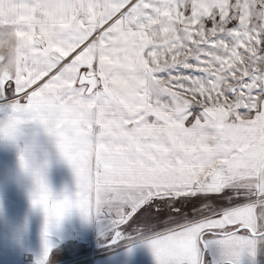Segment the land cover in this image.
I'll use <instances>...</instances> for the list:
<instances>
[{
    "label": "snow or ice",
    "instance_id": "6c2138e0",
    "mask_svg": "<svg viewBox=\"0 0 264 264\" xmlns=\"http://www.w3.org/2000/svg\"><path fill=\"white\" fill-rule=\"evenodd\" d=\"M0 150V264H264V0H0Z\"/></svg>",
    "mask_w": 264,
    "mask_h": 264
},
{
    "label": "crops",
    "instance_id": "0c3cea01",
    "mask_svg": "<svg viewBox=\"0 0 264 264\" xmlns=\"http://www.w3.org/2000/svg\"><path fill=\"white\" fill-rule=\"evenodd\" d=\"M14 157L11 151L0 150V174L3 173L4 169L7 168L11 170L13 168ZM59 177V173H54V179ZM8 197L10 199H15L18 204H22L19 196L14 188H9ZM33 239H35V228L33 229ZM126 259L132 260L134 264H153L152 257L147 248H141L139 250L132 251L130 253L124 254ZM103 253L96 248L93 243L87 249L86 255L78 257V260L83 262V264H95L96 261L100 260ZM57 264H65L63 260H58Z\"/></svg>",
    "mask_w": 264,
    "mask_h": 264
}]
</instances>
